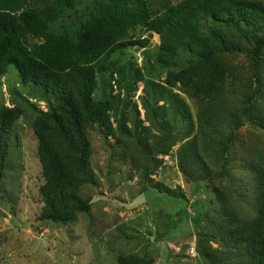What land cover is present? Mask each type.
<instances>
[{"label":"rangeland","instance_id":"rangeland-1","mask_svg":"<svg viewBox=\"0 0 264 264\" xmlns=\"http://www.w3.org/2000/svg\"><path fill=\"white\" fill-rule=\"evenodd\" d=\"M94 1L82 0L69 15L85 12ZM153 1L154 11H159L182 0ZM69 21L65 16L56 24ZM134 33L149 38L148 46L115 52L111 59L121 72L109 73L96 90V98L108 96L114 101L113 130L107 133L97 123L87 126L97 183L83 186L91 210L79 213L72 223L40 219L44 208L40 187L45 179L34 121L38 111L47 112L49 103L54 104V96L24 83L12 64L0 76V106L16 104L24 110L13 127L0 190V264H118L120 255L142 252L154 236L162 239L164 264L170 262L169 242L179 249L174 264H244L243 250L223 242L218 218L233 212L241 222H250L264 197V129L245 123L232 131L236 124L232 117L239 120L254 85L251 41L240 40V49L222 58L229 70L215 100L193 98L179 83L171 88L185 102L190 123L183 118L184 109L178 116L175 105L165 99L148 103L147 86L150 80L168 87L167 73L186 66L190 56L182 52L169 66L156 64L151 72L160 35L140 27ZM247 36L252 39L251 33ZM41 42L34 37L27 40L31 48ZM130 70H140L141 79L131 77ZM262 77L264 83V68ZM206 107L215 110L222 126L202 133ZM253 112L264 121V92ZM228 141L229 163L222 173L220 151ZM184 171L201 184L189 180ZM191 241L196 242L194 255L188 251Z\"/></svg>","mask_w":264,"mask_h":264},{"label":"trees","instance_id":"trees-1","mask_svg":"<svg viewBox=\"0 0 264 264\" xmlns=\"http://www.w3.org/2000/svg\"><path fill=\"white\" fill-rule=\"evenodd\" d=\"M32 1L0 0V76L12 64L24 83L43 87L54 96V104L49 103L47 112L38 111L34 121L45 179L40 187L44 201L40 219L72 223L79 213L91 210V198L82 193L84 185L97 183L90 165L92 144L87 126L97 123L111 132L110 114L114 108L113 99L96 98V90L99 83L107 81L109 73L120 71L111 59L115 52L132 45L148 46L149 38L141 39L134 33L139 27L161 38L160 51L150 61L151 72L156 64L169 66L182 52L190 56L186 66L167 73L170 88L147 81L151 88L148 103L165 99L175 105L178 116L184 109L187 113L183 118L190 123L185 102L171 88L179 83L183 92L193 98L215 100L218 92H223L222 81L229 70L222 58L237 52L240 40L249 39L254 85L239 120L232 117L236 122L232 131L245 123L264 129V121L253 112L257 97L264 92L263 2L182 0L154 11L153 0H95L85 12H76L73 17L70 12L76 11L82 0H50L43 6L30 4ZM65 16L70 21L57 25ZM29 37L42 42L31 48L27 44ZM128 74L141 79L140 70H130ZM209 108L202 110L206 115L202 133L222 126L215 110ZM23 111L16 104L0 106V190L13 127ZM228 151L229 141L220 151L222 173L227 171ZM184 173L193 183L197 181ZM258 211L250 222H241L233 212L218 218L223 242L243 250L244 264H264V197ZM195 222L198 226L200 218ZM153 263L152 258L140 253L118 257V264Z\"/></svg>","mask_w":264,"mask_h":264},{"label":"crops","instance_id":"crops-1","mask_svg":"<svg viewBox=\"0 0 264 264\" xmlns=\"http://www.w3.org/2000/svg\"><path fill=\"white\" fill-rule=\"evenodd\" d=\"M164 215H165V213H164ZM190 236H192V235L189 234V237ZM161 240H162L161 238L159 240V239H156V237L154 236V237H152L150 245H148L144 249H142L143 250L142 252H138L137 250L135 252L136 253H140L142 255H145V256H147L149 258H152L153 261H154L153 264H164V262H163L164 254L162 255L161 247H160ZM176 244L177 243H175V242H169V245H170L169 246V252H168V258L170 259L169 264H174L173 255L175 256L176 255V251L179 250ZM191 245H196V242L191 241L190 246Z\"/></svg>","mask_w":264,"mask_h":264},{"label":"built area","instance_id":"built-area-1","mask_svg":"<svg viewBox=\"0 0 264 264\" xmlns=\"http://www.w3.org/2000/svg\"><path fill=\"white\" fill-rule=\"evenodd\" d=\"M188 251H189V254L194 255L195 252H196V247H195V245H191V246H189Z\"/></svg>","mask_w":264,"mask_h":264}]
</instances>
